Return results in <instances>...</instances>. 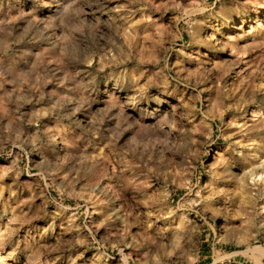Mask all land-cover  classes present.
<instances>
[{
    "label": "clouds",
    "instance_id": "obj_1",
    "mask_svg": "<svg viewBox=\"0 0 264 264\" xmlns=\"http://www.w3.org/2000/svg\"><path fill=\"white\" fill-rule=\"evenodd\" d=\"M19 4L20 0H0V156L15 157L5 173L18 178L27 171L46 181L55 177L59 187L73 191L85 182L79 193L85 207L107 206L113 200L108 192L118 195L115 188L125 186L121 181L126 173L137 180L145 177L142 184L163 178L165 184L187 189L175 206L163 198L150 202L147 219L133 212L117 215L119 208L110 212L97 227L119 221L115 240L109 236L98 245H88L99 247L101 259L111 258V250L124 257L120 264H129L131 256L125 255V249H144L143 264H203L207 258L199 246L207 231L213 248L240 247L245 264H264V83L253 81L230 90L218 81L202 87L212 76L203 65L185 70L183 77L179 72L175 77L165 75L170 71L167 52L176 50L177 40L182 39L180 24L195 41L204 29L219 32L220 20L247 21L241 14L248 13L254 16L255 27L249 24L244 35L264 36V10L242 9L240 0H162L160 4L155 0H33L27 12L19 11ZM14 9L18 14L9 15ZM150 11L172 13L177 31L152 21L161 42L167 37L171 47L164 55L145 59L132 51L133 34L138 24L151 19L146 14ZM136 13L142 19L133 22ZM233 43L237 56L264 50V39L253 44L241 36L230 37ZM148 63L158 71L141 86L132 73L146 71ZM253 76L264 77V64L255 66ZM173 80L196 93L187 103L181 100L183 111L175 104L165 109L168 102L157 94L161 88L167 91ZM150 88L156 92L150 93ZM205 92L209 93L206 104ZM227 129L233 131L225 135ZM217 140L225 144L210 153ZM168 153L180 156L181 162L169 160ZM205 155L211 157L206 166ZM110 157L120 169L115 175L106 163ZM197 165L205 166L211 177L204 189ZM205 190L211 194L201 195ZM144 202L139 200L137 206ZM15 219L27 222L23 217ZM133 227L142 230L133 235ZM11 235L0 233V249ZM76 244L88 241L77 238L47 251L63 254ZM20 251L32 252V245L26 243ZM40 255L42 251L32 252L26 264H38ZM228 255L225 264L236 259Z\"/></svg>",
    "mask_w": 264,
    "mask_h": 264
},
{
    "label": "rangeland",
    "instance_id": "obj_2",
    "mask_svg": "<svg viewBox=\"0 0 264 264\" xmlns=\"http://www.w3.org/2000/svg\"><path fill=\"white\" fill-rule=\"evenodd\" d=\"M33 0H20L18 10L27 12L30 11ZM124 2V0H121ZM162 0H155L156 4H160ZM187 3V0H184ZM212 2V0H209ZM224 2V0H222ZM221 4H217V9H220ZM240 7L251 9L259 7L264 10V0H253V3L248 4L246 0H240ZM18 12L14 9L9 15L15 16ZM151 17L149 21H144L137 25V32L134 33V42L132 51L137 57L143 56L145 59H150L152 55H164L171 45L168 43V38L165 37L161 42V38L156 35V24H163L170 28L171 31H177V26L172 19L173 14L167 13L161 15L160 12L150 11L146 13ZM242 16H247V21L241 18H236L233 23L228 24L224 20H220L217 27L220 31L215 29H204L199 32L195 38L189 36L187 31H183L185 25L180 24L179 29L182 31V39L177 40L176 50L167 52L168 55V69L165 75L175 77L177 72L181 77L186 75L185 70H194L203 65L206 69L212 70L210 82L205 83L202 87H211L212 84L220 82L228 87L230 90L234 87L244 85L247 87L249 84L264 83V77L253 76V70L257 64H264V50H258L245 54L240 53L239 56L235 54L237 45L230 44V37L241 36L245 43H257L264 36L253 34L252 36H245L247 26L252 23L254 16L248 13H242ZM2 18V17H0ZM141 14L136 13L133 17V22L141 20ZM152 21H156L153 24ZM162 44V46H161ZM242 47L243 45H239ZM187 53L182 55L181 53ZM214 65H219L214 68ZM147 69L143 72L132 73V78H138L141 86L146 85L149 81L154 79L155 72L158 67L151 63L144 65ZM51 86H49V90ZM243 90V89H241ZM149 92H156L155 88H150ZM161 100H166L168 103L164 104L165 109L175 104L180 111H183L180 106L181 100L185 103L189 102L196 93L186 88L183 84L177 83L173 80L168 87L167 91L163 88L157 93ZM209 93H203L202 99L205 104ZM239 95V93H236ZM134 96V91L130 93V98ZM196 107H200L199 101L195 102ZM231 114L225 117V123L228 122ZM200 114L196 113V124L200 122ZM219 121L212 124L215 130ZM231 129L225 130V135ZM179 133H175L178 135ZM219 135V132H217ZM223 140H217L216 145L210 147L208 151L215 154L221 150L224 145ZM106 149H101L105 151ZM15 157L0 156V233L12 232L8 242L0 249V258H3V264H26L28 256L32 252L42 251L43 255L38 257V264H120L124 259L114 251L109 250L108 259L100 258V249L97 246L102 243L107 237L111 236L115 240L116 231L121 227L119 221H115V226H112L110 221L104 227H97L105 220L110 212H115L117 208L120 209L117 215H122L124 212H133L135 215L140 216L141 219H147L146 213L149 208L153 206L150 202L159 201L161 198L167 200L172 206L181 202V198L185 197L187 189L179 187L177 184H165L163 178L157 180L152 178L146 183H141L145 177H140L139 180L135 179L131 173L125 174V183L123 188L119 185L116 186L115 191L118 195L113 194L112 191L108 192L109 197L113 200L107 205H95L85 207V200L79 198V193L85 182H81L75 186V191L71 188L65 189L59 187L60 180L53 177L51 180H45L41 177L29 175L27 171L22 172L17 178L15 173H5V170L12 166V161ZM169 160H175L177 164L181 162L180 156L173 157L168 153ZM205 166L210 162L209 155L203 156ZM25 161L21 158V168H23ZM109 171L115 175L120 169L116 166L110 157L106 161ZM197 165L200 168L201 183L200 188L204 189L205 184L211 180V177L206 172V167ZM37 167H41L37 165ZM179 168L176 169V177H179ZM110 183V182H109ZM109 188L113 187L108 181H103ZM111 185V186H110ZM15 193V195H12ZM99 194V192L97 193ZM210 191L205 190L201 195H210ZM167 195V196H166ZM192 195L195 197L196 190H192ZM106 199V197H101ZM219 199V197H217ZM139 200H144V203L137 206ZM87 213V215H85ZM17 217H23L27 222L21 223ZM115 220V218H113ZM156 219L155 216L152 217ZM199 219V217H197ZM163 226V221L157 222ZM209 223H212L210 220ZM140 227H133L131 232L135 235L141 231ZM19 234V235H18ZM24 234V236H23ZM20 236V238H19ZM23 236V239H21ZM26 236V237H25ZM25 237V239H24ZM77 238H86L88 244H76L70 249L65 248L63 254L58 252L47 251L49 246H56L57 244H64L75 241ZM32 245V252L22 253L20 248L25 244ZM19 244V248L16 245ZM201 255L207 259L203 264H225L230 261L229 253L234 254L236 259L231 261L230 264H245L241 259L244 249L240 247L228 246L226 248H213L207 242V231L204 237L201 238L200 244ZM144 249L139 251L135 249H125V255L131 256L129 264H143L144 262ZM59 256V259L56 257Z\"/></svg>",
    "mask_w": 264,
    "mask_h": 264
},
{
    "label": "bare ground",
    "instance_id": "obj_3",
    "mask_svg": "<svg viewBox=\"0 0 264 264\" xmlns=\"http://www.w3.org/2000/svg\"><path fill=\"white\" fill-rule=\"evenodd\" d=\"M108 184H110L109 182H108ZM111 186V185H110ZM167 196V195H166ZM19 235V234H18ZM23 236H24V234H23ZM23 236H22V238L21 239H23ZM26 237V236H25ZM25 237H24V239H25ZM19 238H20V236H19Z\"/></svg>",
    "mask_w": 264,
    "mask_h": 264
}]
</instances>
